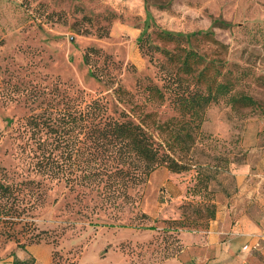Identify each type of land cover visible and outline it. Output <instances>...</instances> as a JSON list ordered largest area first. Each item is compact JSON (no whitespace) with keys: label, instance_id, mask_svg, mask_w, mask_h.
I'll return each mask as SVG.
<instances>
[{"label":"rangeland","instance_id":"rangeland-1","mask_svg":"<svg viewBox=\"0 0 264 264\" xmlns=\"http://www.w3.org/2000/svg\"><path fill=\"white\" fill-rule=\"evenodd\" d=\"M167 33L183 38L172 42ZM0 37V182L16 187L14 201L22 211L6 223H14L15 236H0V264L14 256L31 264L193 261L212 223L194 206L198 196L187 192L193 171L157 168L128 189V199H113L86 182L66 185L32 169L22 119L43 105L41 94L59 87L70 96L78 90L86 100L101 99L111 117L135 106L136 115L151 113L154 124L190 131L195 143L185 161L218 170V158L228 157L208 189L217 212L233 202L238 166L264 164V0H140L132 6L0 0ZM88 47L96 52L86 64ZM190 50L200 61L194 65L189 58L188 70L183 61ZM218 82L229 86V95L249 96L256 104L216 95L198 117L178 106L180 95H207ZM148 86L163 98L151 97ZM117 88L131 95L132 106L117 100ZM212 245L204 264H211Z\"/></svg>","mask_w":264,"mask_h":264},{"label":"trees","instance_id":"trees-1","mask_svg":"<svg viewBox=\"0 0 264 264\" xmlns=\"http://www.w3.org/2000/svg\"><path fill=\"white\" fill-rule=\"evenodd\" d=\"M165 38L178 42L180 35L165 34ZM2 39L0 37V45ZM96 52L88 47L83 54V61L89 63L90 54ZM183 61V66L190 58L194 65H199V57L192 50ZM206 68V67H204ZM216 74L220 72L216 71ZM90 76L95 74L90 72ZM148 94L156 99L163 98V92L156 86L146 88ZM37 97L40 95L36 92ZM119 102L132 106L131 95L121 88L114 91ZM228 96V102L254 106L255 101L249 96L235 97L229 95V86L218 82L207 95L189 98L180 95L178 106L190 116L198 117L214 96ZM43 105L22 119V137L24 145L32 154V169L36 173L50 179L63 180L67 185L84 184L100 186L109 197L128 199V189L138 186L146 180L154 170L164 167L169 172L181 173L193 171V185L187 190L199 198L194 206L207 212V220L215 217L216 204L208 190L216 176L226 170L228 157H219L220 169L203 167L186 160L189 150L195 143L190 131L181 128L171 129L168 122L155 123L151 113L136 115V107L128 112L122 111L118 117L108 115L106 105L99 98L85 99L82 92L76 91L68 95L64 89L55 87L41 94ZM142 114V115H141ZM133 118L137 121L134 122ZM201 121V120H200ZM199 121V123H200ZM12 122V121H11ZM160 137L156 142L153 131ZM167 137L163 139L162 137ZM62 161V162H60ZM63 163V164H62ZM74 173H79L74 177ZM62 174V177H59ZM78 178V179H76ZM16 187L0 182V236H15L16 229L10 219L18 217L19 200L14 201ZM4 199L5 202H1ZM195 222V221H194ZM18 244L17 247H19ZM10 264H31L14 256Z\"/></svg>","mask_w":264,"mask_h":264},{"label":"crops","instance_id":"crops-1","mask_svg":"<svg viewBox=\"0 0 264 264\" xmlns=\"http://www.w3.org/2000/svg\"><path fill=\"white\" fill-rule=\"evenodd\" d=\"M115 6L123 1L138 4L140 0H104ZM264 164L258 162L255 168L251 162L238 166L234 172V179L238 190L234 194L233 202L228 206H219L215 218L212 220L208 231L207 241H204L201 251L194 258L196 264L205 263L207 257L206 246L212 245L211 264H260L264 261V241L258 251L244 252L242 245L252 241L250 235L264 233ZM242 167V169H240ZM226 242H221L225 241ZM200 241L199 236L196 237ZM257 252V254H256ZM186 256L188 254L186 253ZM192 259V257H190ZM188 259V263L193 261Z\"/></svg>","mask_w":264,"mask_h":264},{"label":"built area","instance_id":"built-area-1","mask_svg":"<svg viewBox=\"0 0 264 264\" xmlns=\"http://www.w3.org/2000/svg\"><path fill=\"white\" fill-rule=\"evenodd\" d=\"M250 237H252V241H247L245 242L242 247L241 250L244 252H254V251H258L261 247V241H264V233L262 234H257V235H250Z\"/></svg>","mask_w":264,"mask_h":264}]
</instances>
